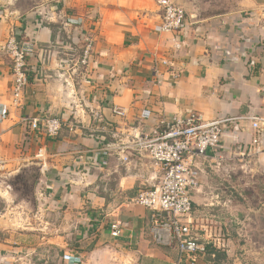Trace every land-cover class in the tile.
<instances>
[{
  "label": "crops",
  "instance_id": "0c3cea01",
  "mask_svg": "<svg viewBox=\"0 0 264 264\" xmlns=\"http://www.w3.org/2000/svg\"><path fill=\"white\" fill-rule=\"evenodd\" d=\"M235 2V9L213 8L204 19L186 17L185 29L172 33L160 31L154 0H31L27 8L21 0H0V167H39L38 189L51 220L59 222L57 264H177L174 246L152 244L149 212L132 201L159 175L133 142L161 121L190 112L204 121L264 116V0ZM58 25L65 32L71 25L82 36L89 32L94 47L87 67L70 73L48 68L44 79L29 80L22 101L13 105L1 47L14 32L38 46L53 45ZM114 107L124 115L114 116ZM45 117L63 120L58 136L23 123ZM236 123L237 130L221 138L223 154L245 145L264 161V125L256 133L251 122ZM201 163L192 206L207 223L208 245L219 248L222 239L228 248L227 221L234 218L238 228V217L228 214V200L212 194ZM114 222L121 224L117 238L110 234ZM220 251L228 257V249ZM202 255L180 264H202ZM0 264H8L5 257Z\"/></svg>",
  "mask_w": 264,
  "mask_h": 264
},
{
  "label": "rangeland",
  "instance_id": "374dc122",
  "mask_svg": "<svg viewBox=\"0 0 264 264\" xmlns=\"http://www.w3.org/2000/svg\"><path fill=\"white\" fill-rule=\"evenodd\" d=\"M176 1L184 9L187 18L196 19L211 15L209 10L213 8L235 9L236 5L235 0ZM30 2L31 0H21V5L27 8ZM60 27L58 25L54 30L57 39L53 45L43 47L44 61L39 68L42 78L48 68L53 69L52 72L69 73L72 69H80L75 66L77 59L90 42V54L93 52L94 43L89 32H83L82 36L81 33H75L71 25H68L66 32L63 26ZM45 67L47 68L44 69ZM248 148L242 145L240 150L233 149L229 154H221L214 160L201 163L202 169L208 171L206 179L214 185L212 194L217 196L219 202L228 200V214H236L238 217V228H235L234 218L227 221L231 226L229 234L232 242L228 248L222 239L220 244L216 243L219 248L209 245L216 250L228 249V257L223 256L219 250L216 257L211 256L214 258L210 259L211 264H264V161L258 155L249 154ZM159 176L157 174L153 179L155 185ZM38 179L39 167L34 164L14 169L0 167V245L4 246V249H0V257H5L8 264L59 263L61 254L56 245L58 238L54 236L59 222L51 220L49 205L44 201L45 194L38 189ZM213 209L217 215L221 207L219 205ZM202 219L196 225L201 236L199 243L206 246L210 237L204 236L207 223ZM71 228L72 224H68L69 231ZM68 240L70 247L73 237H68ZM201 257L202 264L209 262L205 254Z\"/></svg>",
  "mask_w": 264,
  "mask_h": 264
},
{
  "label": "built area",
  "instance_id": "2783aa9c",
  "mask_svg": "<svg viewBox=\"0 0 264 264\" xmlns=\"http://www.w3.org/2000/svg\"><path fill=\"white\" fill-rule=\"evenodd\" d=\"M160 14L161 32H181L186 27V14L176 0H154ZM91 42L77 59L76 65L87 67ZM1 53L9 62L13 79L11 98L13 105L23 99L25 87L30 79H40V63L44 61L45 50L37 43L14 32L1 47ZM37 63L31 64V60ZM264 89V88H263ZM114 116L122 117L123 110L114 107ZM237 121L251 122L256 133L264 125V116H241L204 121L198 113L190 112L182 119L161 121L149 134L138 135L133 144L158 170V183L144 189L132 199L133 203L149 212L148 233L153 244L168 247L173 244L178 253V262L194 261L198 253L204 252L199 243L198 220L203 218L193 209L192 195L198 189L200 172L198 164L212 155L218 158L223 154L221 138L229 130L236 131ZM29 130L40 132L46 137H56L62 130L63 120L45 117L42 120L23 118ZM75 122H68L70 130ZM259 139L252 140L258 145ZM110 234L117 238L121 234V224L114 222ZM208 245V242L207 244Z\"/></svg>",
  "mask_w": 264,
  "mask_h": 264
},
{
  "label": "trees",
  "instance_id": "16d2710c",
  "mask_svg": "<svg viewBox=\"0 0 264 264\" xmlns=\"http://www.w3.org/2000/svg\"><path fill=\"white\" fill-rule=\"evenodd\" d=\"M203 253L207 256V260L211 261L214 259V258H211V256L213 255L214 257H216V253H219V250H216L215 248L213 249L212 246L206 245V246H204V252Z\"/></svg>",
  "mask_w": 264,
  "mask_h": 264
}]
</instances>
